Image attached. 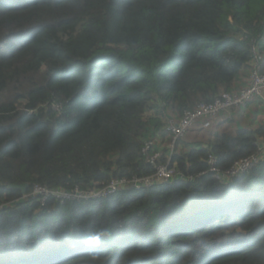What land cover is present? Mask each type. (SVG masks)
I'll use <instances>...</instances> for the list:
<instances>
[{
  "label": "trees",
  "instance_id": "obj_1",
  "mask_svg": "<svg viewBox=\"0 0 264 264\" xmlns=\"http://www.w3.org/2000/svg\"><path fill=\"white\" fill-rule=\"evenodd\" d=\"M263 36L264 0H0V264H264V159L223 183L25 198L153 175L170 155L142 149L164 113L231 91ZM261 138H183L168 165L196 176L213 154L225 170Z\"/></svg>",
  "mask_w": 264,
  "mask_h": 264
},
{
  "label": "built area",
  "instance_id": "obj_2",
  "mask_svg": "<svg viewBox=\"0 0 264 264\" xmlns=\"http://www.w3.org/2000/svg\"><path fill=\"white\" fill-rule=\"evenodd\" d=\"M251 59L245 69L246 84L238 90L223 92L210 103H200L191 110L184 111L181 116L176 117L164 113L162 117L161 132L167 136L168 143L166 149L169 153L166 165L155 167L153 175L145 178H133L131 180L121 179L112 180L107 186L99 189L80 190L74 188L70 191L49 190L40 186H33L29 194L25 197L28 200H36L44 205L49 199H53L60 204L65 202H82L90 200H99L107 198L122 188H131L135 190L150 189L161 184L170 183L175 180L192 182L198 177L207 174L223 183L233 180L236 177L247 174L253 167L264 159V139H258L256 143L257 151L255 154L234 162L228 169L220 170L217 165V158L209 154L206 158V169L196 176L184 177L182 173L174 167H170L171 155L181 149L178 148V142L182 140L188 132H213L223 120L231 119V113L247 106L253 100L264 102V72L260 70L264 56L259 51L258 45L251 46ZM151 114V113H148ZM216 132V131H215ZM157 138H150L146 141L142 153L146 160L155 166L160 158L159 153L148 156V152L158 143ZM1 211V207H0Z\"/></svg>",
  "mask_w": 264,
  "mask_h": 264
},
{
  "label": "crops",
  "instance_id": "obj_3",
  "mask_svg": "<svg viewBox=\"0 0 264 264\" xmlns=\"http://www.w3.org/2000/svg\"><path fill=\"white\" fill-rule=\"evenodd\" d=\"M258 49L264 56V36L258 42ZM260 70L264 72V62ZM245 84H246V78H245V71H244V73L240 75L234 82L232 90H238L244 87ZM263 125H264V102H261L259 100H253L252 102L247 104V106H245L244 108L233 111V113H231V119L226 120V121L223 120L220 123V125L216 128L215 131H218V132H221L224 130L234 131L236 129L254 130ZM203 133L205 132L197 133V132L190 131L184 137L185 140L183 142L185 144H189L190 147L201 145V141L198 139L202 137V136L200 137V135ZM209 135L212 136V134H209ZM159 139H160V143L158 142L159 148L163 152L165 151L164 149H166L168 138L163 133H160ZM207 142L203 143V146H205ZM185 150L186 149L184 148L183 151Z\"/></svg>",
  "mask_w": 264,
  "mask_h": 264
},
{
  "label": "rangeland",
  "instance_id": "obj_4",
  "mask_svg": "<svg viewBox=\"0 0 264 264\" xmlns=\"http://www.w3.org/2000/svg\"><path fill=\"white\" fill-rule=\"evenodd\" d=\"M148 116H149V114H148ZM224 131H227V130H224ZM213 132H205V133H203V134H201L200 135V139H198V140H200L201 141V144H203V143H206L209 139H211V135H209V134H212ZM199 137V136H198ZM87 190H90V189H87ZM85 191V190H84ZM29 194V193H28ZM27 194V195H28Z\"/></svg>",
  "mask_w": 264,
  "mask_h": 264
},
{
  "label": "water",
  "instance_id": "obj_5",
  "mask_svg": "<svg viewBox=\"0 0 264 264\" xmlns=\"http://www.w3.org/2000/svg\"><path fill=\"white\" fill-rule=\"evenodd\" d=\"M10 189H15V190H19L21 191L22 194H25L26 189H27V185L23 184V185H11ZM124 189V188H122Z\"/></svg>",
  "mask_w": 264,
  "mask_h": 264
},
{
  "label": "clouds",
  "instance_id": "obj_6",
  "mask_svg": "<svg viewBox=\"0 0 264 264\" xmlns=\"http://www.w3.org/2000/svg\"><path fill=\"white\" fill-rule=\"evenodd\" d=\"M125 189V188H124Z\"/></svg>",
  "mask_w": 264,
  "mask_h": 264
}]
</instances>
